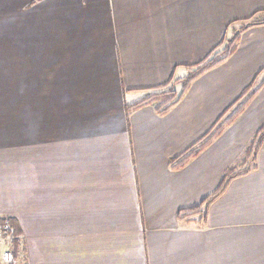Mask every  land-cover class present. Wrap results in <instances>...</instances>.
<instances>
[{"label": "crops", "instance_id": "obj_1", "mask_svg": "<svg viewBox=\"0 0 264 264\" xmlns=\"http://www.w3.org/2000/svg\"><path fill=\"white\" fill-rule=\"evenodd\" d=\"M259 15L264 0H0V219L21 234L15 264H264V141L243 163L264 84L206 149L170 163L264 80V19L168 114L128 113Z\"/></svg>", "mask_w": 264, "mask_h": 264}, {"label": "trees", "instance_id": "obj_2", "mask_svg": "<svg viewBox=\"0 0 264 264\" xmlns=\"http://www.w3.org/2000/svg\"><path fill=\"white\" fill-rule=\"evenodd\" d=\"M261 23L254 20L245 24L239 31H231L229 37H226L221 44H219L204 60L199 63L185 66L186 74L181 78H175L171 76L170 80L154 90L145 97L144 99L138 101L137 103L128 107V113H131L137 109L143 108L145 106H153L157 114L164 116L168 114L173 107H175L183 98L186 91L189 89L191 84L210 71L216 66L225 62L238 48L240 34L248 29L249 27L259 25ZM237 32V33H236ZM238 34L236 36V34ZM263 80V79H262ZM264 84V80L261 83L256 85V80H254L248 87H246L239 99L227 108L220 118L217 120L211 131H209L201 140L194 144L191 148L187 150L182 156L173 158L170 163L171 167L174 169L186 165L192 158L200 154L204 149H206L212 141L220 136L225 128L231 124L246 108V106L253 99L255 94L258 92L260 87ZM177 85H180V91L177 90ZM264 141V126H262L256 135L253 137V140L248 144L245 152V158L243 163L248 161V164L251 165L255 162L257 153ZM255 164L253 165V168ZM251 168H232L229 169L221 181V185L218 190L210 197L205 199L200 206L192 209L188 212H180V219L191 221L188 218L197 212H206L208 205L215 199L220 193H222L229 182L239 176L246 174ZM202 208V209H201ZM9 222L13 228L14 234L12 240L10 241L12 247V258L13 262L19 259L22 256L23 252V242L20 231L14 225V223L9 219ZM0 223H3V219H0Z\"/></svg>", "mask_w": 264, "mask_h": 264}, {"label": "built area", "instance_id": "obj_3", "mask_svg": "<svg viewBox=\"0 0 264 264\" xmlns=\"http://www.w3.org/2000/svg\"><path fill=\"white\" fill-rule=\"evenodd\" d=\"M13 234H14V231L9 222V219L4 218L3 223H0V243L2 241L7 240L8 238H12ZM12 263H13L12 250L7 249L2 254L0 264H12Z\"/></svg>", "mask_w": 264, "mask_h": 264}, {"label": "rangeland", "instance_id": "obj_4", "mask_svg": "<svg viewBox=\"0 0 264 264\" xmlns=\"http://www.w3.org/2000/svg\"><path fill=\"white\" fill-rule=\"evenodd\" d=\"M261 19H264V15H259V16H257L255 19H254V21H260ZM248 22H243V23H240L237 27H235L234 29H233V31H239V30H241V28L245 25V24H247ZM237 33V32H236ZM235 33V34H236ZM238 34H236V36H237ZM262 78H264V74H263V76H262ZM260 82V81H259ZM258 82V83H259ZM257 83V84H258ZM256 84V85H257ZM177 86H179V87H177V90L178 91H180V85H177ZM12 240V238H8L7 240H5V241H2L1 243H6L7 244V248L5 249V250H7V249H11L12 250V247H11V243H10V241ZM14 264H15V262H13Z\"/></svg>", "mask_w": 264, "mask_h": 264}]
</instances>
